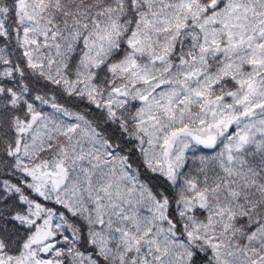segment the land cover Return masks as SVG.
Segmentation results:
<instances>
[{
	"label": "snow or ice",
	"instance_id": "1",
	"mask_svg": "<svg viewBox=\"0 0 264 264\" xmlns=\"http://www.w3.org/2000/svg\"><path fill=\"white\" fill-rule=\"evenodd\" d=\"M0 264H264V0H0Z\"/></svg>",
	"mask_w": 264,
	"mask_h": 264
}]
</instances>
